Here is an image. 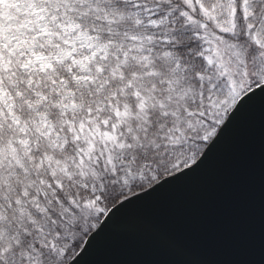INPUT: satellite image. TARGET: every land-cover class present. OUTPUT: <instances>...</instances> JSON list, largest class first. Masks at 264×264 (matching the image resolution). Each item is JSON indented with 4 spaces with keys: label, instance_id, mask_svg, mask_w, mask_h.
Instances as JSON below:
<instances>
[{
    "label": "snow or ice",
    "instance_id": "obj_1",
    "mask_svg": "<svg viewBox=\"0 0 264 264\" xmlns=\"http://www.w3.org/2000/svg\"><path fill=\"white\" fill-rule=\"evenodd\" d=\"M256 102L264 0H0V264H85Z\"/></svg>",
    "mask_w": 264,
    "mask_h": 264
},
{
    "label": "water",
    "instance_id": "obj_2",
    "mask_svg": "<svg viewBox=\"0 0 264 264\" xmlns=\"http://www.w3.org/2000/svg\"><path fill=\"white\" fill-rule=\"evenodd\" d=\"M84 260L264 264V105L249 106L197 173L117 213L90 239Z\"/></svg>",
    "mask_w": 264,
    "mask_h": 264
}]
</instances>
